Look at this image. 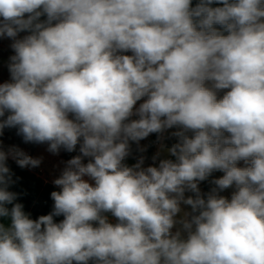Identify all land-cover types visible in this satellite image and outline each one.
Instances as JSON below:
<instances>
[{
  "label": "clouds",
  "instance_id": "clouds-1",
  "mask_svg": "<svg viewBox=\"0 0 264 264\" xmlns=\"http://www.w3.org/2000/svg\"><path fill=\"white\" fill-rule=\"evenodd\" d=\"M0 38V136L79 146L34 219L0 142V264H264V0H0Z\"/></svg>",
  "mask_w": 264,
  "mask_h": 264
},
{
  "label": "rangeland",
  "instance_id": "rangeland-1",
  "mask_svg": "<svg viewBox=\"0 0 264 264\" xmlns=\"http://www.w3.org/2000/svg\"><path fill=\"white\" fill-rule=\"evenodd\" d=\"M21 36H23V34H20ZM7 39V38H6ZM11 40L9 41V43L11 44ZM11 49V48H10ZM12 50V49H11ZM2 54H4V51L1 50L0 51V63H6L7 60H9V58L7 60L2 59ZM13 51L11 52L10 56L13 55ZM1 73H6L8 79L5 81H9L10 80V74L9 71H1ZM139 103V102H138ZM171 131H175V129H171L168 131V133H165V136L168 137L169 133ZM154 134H151L148 138H146L145 140H142L140 142L141 146H145L146 147V151L144 153H139L136 149V145L133 144L132 148H133V154L132 156H130L126 163H128L129 165L134 164L136 162V159L139 155H144L145 156V166L150 165L153 163L151 157L157 152L158 150V143H157V138L154 140V142L151 144L150 148L148 149V143L151 140L152 136ZM0 142H2L3 146L5 149H7L10 146H18L19 148H21L22 150H24L27 154L31 155L34 158H42V162L40 164L39 167L37 168H33V171L39 175L40 178L43 179V181H49L53 183V180L56 179L57 177H59L61 171L63 170V168L65 167V163L67 160H64L63 157H59L57 158V162L55 160H52L51 163H49L47 161V155L48 152L47 150H43L41 148H39V144H32V143H25L22 139L21 136L17 135V131L16 129H4L3 131V135L0 136ZM175 138H167L164 143H166L167 145H171L172 143H175ZM41 149V150H40ZM62 151V150H61ZM60 151V152H61ZM48 152V153H47ZM60 154V153H59ZM75 155H78V152H72L71 154V158ZM51 156L53 157V154L51 153ZM59 156V155H58ZM48 162V163H47ZM56 162V163H55ZM223 173L221 172H214L212 174V177L209 178V181L212 178H218L220 176H222ZM209 181H205V183L207 184V191H209V189L212 187V185L210 184ZM201 190L203 191V187L200 184ZM232 189H228L225 190V192L221 193L222 195L225 196H230ZM57 221L62 219V217H57L56 218Z\"/></svg>",
  "mask_w": 264,
  "mask_h": 264
},
{
  "label": "crops",
  "instance_id": "crops-1",
  "mask_svg": "<svg viewBox=\"0 0 264 264\" xmlns=\"http://www.w3.org/2000/svg\"><path fill=\"white\" fill-rule=\"evenodd\" d=\"M9 41H10V39L0 38V51L1 50L4 51V54H2L1 58L5 59V60H7L10 57V54L12 52V50L10 49ZM8 63H9V60H7L6 63H0V83H4L8 79L6 73H1V71H7L8 70ZM47 147L48 146L46 144H39V148H41L43 150H47ZM62 151H63V149H62ZM62 151L60 152V154H58L59 156L53 154V157L51 156V153L47 152L48 153L47 161L49 163H51L52 160H55L57 162L58 161L57 158L62 156ZM7 163L13 164L18 170L25 172V174H27V176L29 178L33 179L34 181H38L40 184H43V185L52 186L56 190H59L57 188V186H55L52 182L43 181V179L40 178L39 175H37L33 171V168L21 169L20 167L17 166L15 161H13L11 158L8 160ZM17 177L19 179L11 187L10 190L21 194L19 196L18 202L24 204L25 211L31 213L32 218H34V219L40 215L48 214L52 210V206H53V201L51 199V191L48 192V197H49L48 201L46 200L45 204L43 205V204H41V199H40L41 191H39L37 199H32V195L34 193V183L31 180L24 178V176H19V174H14L13 179H16Z\"/></svg>",
  "mask_w": 264,
  "mask_h": 264
},
{
  "label": "trees",
  "instance_id": "trees-1",
  "mask_svg": "<svg viewBox=\"0 0 264 264\" xmlns=\"http://www.w3.org/2000/svg\"><path fill=\"white\" fill-rule=\"evenodd\" d=\"M196 0H193V3L195 4ZM23 35L25 33H22ZM157 138L156 134H154L151 138V140L149 141L148 143V146L147 148L149 149L151 144L154 142V140ZM75 152H78L79 154V146H77V150ZM71 154L72 153H68L66 151H62V157L64 160H67V159H70L71 158ZM86 162V161H85ZM10 169L12 170V172L14 174H19V176H24V178L28 179V180H31L33 183H34V193L32 195V199H37L38 197V193L39 191H41V194H40V199H41V204H45V201L49 199L48 197V192L49 191H57L55 188H53L52 186H49V185H43V184H40L38 181H34L33 179L29 178L27 176V174H25V172L21 171V170H18L13 164H8ZM22 174V175H21ZM202 187H203V192H207V184L205 182H202L201 183ZM33 188V187H32ZM32 190V189H31ZM31 199V200H32Z\"/></svg>",
  "mask_w": 264,
  "mask_h": 264
}]
</instances>
